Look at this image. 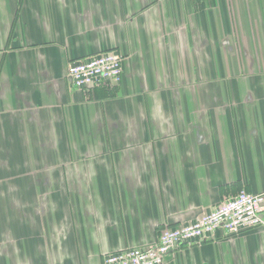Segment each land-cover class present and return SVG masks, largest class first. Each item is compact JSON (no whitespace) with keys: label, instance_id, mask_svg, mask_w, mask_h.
Instances as JSON below:
<instances>
[{"label":"crops","instance_id":"obj_1","mask_svg":"<svg viewBox=\"0 0 264 264\" xmlns=\"http://www.w3.org/2000/svg\"><path fill=\"white\" fill-rule=\"evenodd\" d=\"M107 51L121 81L75 90ZM240 191L264 193V0H0V264H102ZM180 249L264 264V226Z\"/></svg>","mask_w":264,"mask_h":264},{"label":"built area","instance_id":"obj_2","mask_svg":"<svg viewBox=\"0 0 264 264\" xmlns=\"http://www.w3.org/2000/svg\"><path fill=\"white\" fill-rule=\"evenodd\" d=\"M123 57L107 51L70 62L66 76L77 91L89 93L93 88L118 84L122 76ZM264 226V193L244 191L204 210L192 222L160 231L153 244L108 254L102 264H164L167 255L182 246H194L212 240L217 232L224 236Z\"/></svg>","mask_w":264,"mask_h":264},{"label":"rangeland","instance_id":"obj_3","mask_svg":"<svg viewBox=\"0 0 264 264\" xmlns=\"http://www.w3.org/2000/svg\"><path fill=\"white\" fill-rule=\"evenodd\" d=\"M180 250H181V249H180ZM180 250H179V251H180Z\"/></svg>","mask_w":264,"mask_h":264}]
</instances>
